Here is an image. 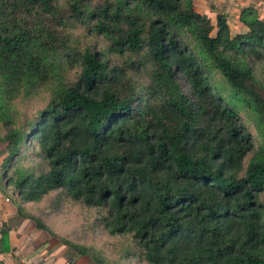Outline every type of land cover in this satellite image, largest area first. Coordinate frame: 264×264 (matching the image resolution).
Segmentation results:
<instances>
[{"label":"trees","instance_id":"obj_1","mask_svg":"<svg viewBox=\"0 0 264 264\" xmlns=\"http://www.w3.org/2000/svg\"><path fill=\"white\" fill-rule=\"evenodd\" d=\"M211 17L193 0H0V192L20 219L56 237L21 203L59 192L146 264H264V21L247 7L231 36Z\"/></svg>","mask_w":264,"mask_h":264},{"label":"rangeland","instance_id":"obj_2","mask_svg":"<svg viewBox=\"0 0 264 264\" xmlns=\"http://www.w3.org/2000/svg\"><path fill=\"white\" fill-rule=\"evenodd\" d=\"M231 27L235 29L232 25ZM212 35H215V31ZM46 99L47 95L39 93L30 101L16 103V119L35 114L45 105ZM2 154L0 148V165L4 157ZM21 206L26 213L39 218L54 232L56 237H53V248L49 249L64 247L62 254L54 249L56 256L60 255L61 264H93L89 259L79 257L63 241L94 249L103 255L109 264H146L128 236H110L103 229L100 218L105 214L104 210L87 208L81 203L65 198L59 192L51 193L39 203H21ZM47 260L50 261L51 258L47 257Z\"/></svg>","mask_w":264,"mask_h":264},{"label":"crops","instance_id":"obj_3","mask_svg":"<svg viewBox=\"0 0 264 264\" xmlns=\"http://www.w3.org/2000/svg\"><path fill=\"white\" fill-rule=\"evenodd\" d=\"M193 5L198 14L210 12L213 25L217 15H225L231 36L246 32L238 18L240 12L247 7H254L264 21V0H193ZM3 229L8 234L6 243H1L0 234V264H61L60 255L56 256L55 251L62 254L64 247L50 250L55 239L38 230L30 220L20 219L16 206L0 192V230ZM3 245L9 250L1 252ZM47 257L51 260L48 261Z\"/></svg>","mask_w":264,"mask_h":264}]
</instances>
